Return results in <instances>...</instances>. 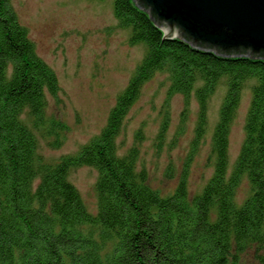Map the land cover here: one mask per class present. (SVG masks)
<instances>
[{
  "label": "trees",
  "instance_id": "obj_1",
  "mask_svg": "<svg viewBox=\"0 0 264 264\" xmlns=\"http://www.w3.org/2000/svg\"><path fill=\"white\" fill-rule=\"evenodd\" d=\"M138 4L114 0L119 26L146 53L105 127L75 155L47 162L38 134L54 132L53 147L61 142L64 126L48 117L49 98H58L60 83L10 0H0V264H244L252 246L263 251L257 260L264 264V59L165 38ZM158 73L169 75V97H185L184 118L193 94L199 103L192 150L179 185L166 197L138 170L139 148L121 156L117 143L131 107ZM220 85L227 90L213 134L214 173L190 197L189 168L208 128L209 99ZM247 88L245 139L230 171V131ZM166 129L164 124L160 139ZM83 166L98 172L96 214L69 179ZM244 179L251 195L238 204Z\"/></svg>",
  "mask_w": 264,
  "mask_h": 264
},
{
  "label": "rangeland",
  "instance_id": "obj_2",
  "mask_svg": "<svg viewBox=\"0 0 264 264\" xmlns=\"http://www.w3.org/2000/svg\"><path fill=\"white\" fill-rule=\"evenodd\" d=\"M20 23L28 30L36 52L57 74L61 91L49 98L48 117L64 126L60 144L53 147L54 132L39 136V153L47 162L75 155L100 134L118 95L126 88L146 48L130 44V31L122 29L114 14V0H10ZM170 78L158 73L149 80L131 107L117 140L123 156L137 146L138 170L148 174V185L162 196L171 195L183 174L192 150L199 118V103L193 94L186 118L185 97H169ZM218 86L208 102V128L188 172L189 196L199 194L214 173L212 141L219 111L226 95ZM245 89L229 136L231 171L245 139V122L251 102ZM185 121V123H184ZM164 124L166 133L159 138ZM183 128V129H182ZM87 210L96 214L98 198L96 169L83 166L70 173ZM251 195L244 179L237 191L242 204ZM263 251L252 246L242 256L244 264H260Z\"/></svg>",
  "mask_w": 264,
  "mask_h": 264
},
{
  "label": "water",
  "instance_id": "obj_3",
  "mask_svg": "<svg viewBox=\"0 0 264 264\" xmlns=\"http://www.w3.org/2000/svg\"><path fill=\"white\" fill-rule=\"evenodd\" d=\"M165 38L195 47L264 59V0H134Z\"/></svg>",
  "mask_w": 264,
  "mask_h": 264
}]
</instances>
